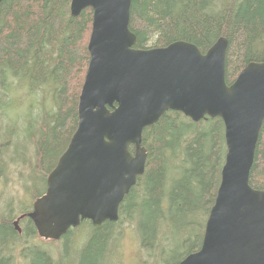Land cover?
<instances>
[{
    "label": "trees",
    "instance_id": "trees-1",
    "mask_svg": "<svg viewBox=\"0 0 264 264\" xmlns=\"http://www.w3.org/2000/svg\"><path fill=\"white\" fill-rule=\"evenodd\" d=\"M69 8L70 0L0 3V116L11 94L24 92L31 117L22 130L34 146V161L27 165L30 187L23 186L30 203L17 201L16 213L9 200L0 216V264H73L72 256L76 264H105L125 225L153 264H178L200 249L214 204L226 153L219 118L192 122L168 111L143 130L145 170L120 204L116 222L95 228L83 221L59 241L41 240L28 218L18 223L20 235L14 230L12 223L44 194L46 177L77 127L92 11L71 17ZM129 30L134 48L142 50L183 41L204 54L225 38L227 85L248 64L264 61V0H131ZM248 182L264 191V122Z\"/></svg>",
    "mask_w": 264,
    "mask_h": 264
},
{
    "label": "water",
    "instance_id": "water-1",
    "mask_svg": "<svg viewBox=\"0 0 264 264\" xmlns=\"http://www.w3.org/2000/svg\"><path fill=\"white\" fill-rule=\"evenodd\" d=\"M130 6L131 0H70L71 17L92 11L77 127L44 194L14 229L20 234L18 223L28 218L40 239L58 241L83 221L95 228L116 222L145 170L143 130L173 111L192 122L219 118L226 148L200 249L178 264H264V191L248 182L264 122V61L248 64L227 85L223 37L204 54L183 41L136 49Z\"/></svg>",
    "mask_w": 264,
    "mask_h": 264
},
{
    "label": "rangeland",
    "instance_id": "rangeland-1",
    "mask_svg": "<svg viewBox=\"0 0 264 264\" xmlns=\"http://www.w3.org/2000/svg\"><path fill=\"white\" fill-rule=\"evenodd\" d=\"M19 97L15 93L11 94V103L1 110L0 116V216L6 212V206L9 200H13L11 206L13 212H19L16 206L17 201H25L29 205L30 198L25 193L24 187H30L29 172L27 165L34 161L32 142H27L25 138L28 118L30 116L29 108L31 100L20 92ZM20 119L16 129L15 123ZM9 129H12L8 133ZM7 146V147H5ZM24 163V164H23ZM2 169V170H1ZM39 188V186H38ZM14 202V203H13ZM113 244L109 247L108 260L105 264H153V261L146 251H139L135 234L130 226H124ZM50 249V246H43ZM62 250V245H57ZM72 256V263L77 260Z\"/></svg>",
    "mask_w": 264,
    "mask_h": 264
},
{
    "label": "flooded vegetation",
    "instance_id": "flooded-vegetation-1",
    "mask_svg": "<svg viewBox=\"0 0 264 264\" xmlns=\"http://www.w3.org/2000/svg\"><path fill=\"white\" fill-rule=\"evenodd\" d=\"M14 230H15V229H14ZM18 234H19V233H18ZM20 234H21V233H20ZM20 234H19V235H20Z\"/></svg>",
    "mask_w": 264,
    "mask_h": 264
}]
</instances>
